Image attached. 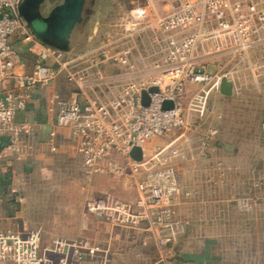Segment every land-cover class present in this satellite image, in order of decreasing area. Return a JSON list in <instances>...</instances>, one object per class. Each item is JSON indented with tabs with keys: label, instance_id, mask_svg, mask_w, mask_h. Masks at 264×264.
<instances>
[{
	"label": "built area",
	"instance_id": "built-area-1",
	"mask_svg": "<svg viewBox=\"0 0 264 264\" xmlns=\"http://www.w3.org/2000/svg\"><path fill=\"white\" fill-rule=\"evenodd\" d=\"M22 2L0 0V137L8 138L6 149L18 160L30 156L32 145L21 137L32 135L35 123H18L16 116L35 89L64 76L85 101L54 93L48 105L57 126L80 141L89 174L127 172L137 191L134 200L95 198L88 212L108 226L149 233L144 246L148 240L159 247L171 244L184 226L177 216L181 175L187 165L209 155L219 134L210 122L212 113L220 117L211 100L223 96V79L233 84V96L247 89L263 93L264 0H144L115 17L103 45L72 59L34 35L21 15ZM15 39L35 57L30 73L16 72L21 52ZM108 66L122 70L124 83L104 101V86L110 90L117 81L106 73ZM142 73L146 76L139 77ZM154 87L158 91L149 93L150 104L143 105L142 92ZM167 101L172 108H164ZM173 133L170 142L147 148L149 141ZM136 147L143 150L141 161L131 156ZM235 202L245 213L257 206L249 196ZM109 254L108 247L89 238L58 237L44 245L41 230L0 231V264H81L87 259L108 264Z\"/></svg>",
	"mask_w": 264,
	"mask_h": 264
},
{
	"label": "crops",
	"instance_id": "crops-1",
	"mask_svg": "<svg viewBox=\"0 0 264 264\" xmlns=\"http://www.w3.org/2000/svg\"><path fill=\"white\" fill-rule=\"evenodd\" d=\"M50 3L52 5L47 6V12L57 4ZM89 22V19H86L79 26L82 28ZM79 26L72 34L71 50L66 54V59L80 57L104 44L106 33L100 41L95 39V42H91L93 37H100L96 33L97 29L94 31L96 34L91 29V31L87 29V31L79 32L75 37V31ZM14 41L21 52V61L16 67V72L20 74L32 72L34 55L28 50L26 44L18 39ZM76 46L78 47L75 48ZM50 63L53 64L52 61ZM112 67L115 66H108L106 73L110 79L114 78L117 81L113 83L114 88L111 86L110 90L104 86V94H101L104 101L110 100L124 83L122 70L115 67L117 70L112 74L110 72ZM140 75L136 74L139 77L146 76L144 73ZM56 92L68 99L78 98L80 101H85L84 96L80 95L77 88L64 76H58L48 88L35 89L27 108L19 111L16 116L18 123L25 121L35 123L33 134L21 137L23 141H28L32 145L30 156L24 160H18L9 149H6L8 138L0 137V231L18 228L26 235L34 230H41L44 245L52 243L58 237L77 239L98 235L102 238L98 244L110 249L108 264H264V233L258 232L255 237L250 238L255 245L251 253L241 251V248L239 251H236L237 248L233 251V237L214 231L216 226L220 225L219 222L210 216L202 214L198 217L196 214V210L201 213L207 208L202 205L203 202L200 203L204 192L201 189L190 190L185 183V179H195L204 167H211L210 171L207 170L208 172H211V169L214 171L221 169L224 183L228 182L227 188L218 192L215 188L214 193L210 189L207 193L217 196L223 192L222 196L225 199L222 200L223 203H219V210L221 208L224 213L230 209L229 203L234 197V192L231 190L233 186H239L241 195H246L248 192L251 194L254 184L262 183L261 188L257 190L258 202L253 211L256 215V223L245 221L242 225L252 223L251 226L257 230L264 229V132L261 133L263 134L261 140H250L251 137L247 135L249 139H242L239 149L234 143H222L218 137L206 158L193 166L188 163L189 166H186L180 178L181 191L177 206V216L184 223L182 233L174 242L166 246L159 247L152 240H148V245L144 246L142 242L149 237V233L143 230L114 228L104 224L88 212L85 199L80 202L69 198L61 199L64 195L74 197V191L81 194L80 187L66 188L55 184L45 187L46 180L65 179L64 171L70 163H73V160H78L85 169L83 158L79 153L80 141L74 137L70 129L57 126L56 113L49 109L48 99ZM85 92L93 95L89 88ZM100 93L99 91L98 94ZM245 96L264 98V93L257 92L249 95L245 92L242 96L219 97L231 99L246 98ZM221 152L224 156L217 157ZM113 180L112 186L114 183L119 184L116 181L113 183ZM224 186L226 187V184ZM208 207L211 209V204ZM88 213L92 215V224L88 222ZM221 223L224 224V228H230L232 225V221L226 220V217ZM102 225H105L107 231L102 229ZM90 228L98 232L95 233L94 230L91 232ZM248 241L249 239L245 238L244 244L248 245ZM81 264H96V261L87 259Z\"/></svg>",
	"mask_w": 264,
	"mask_h": 264
},
{
	"label": "rangeland",
	"instance_id": "rangeland-1",
	"mask_svg": "<svg viewBox=\"0 0 264 264\" xmlns=\"http://www.w3.org/2000/svg\"><path fill=\"white\" fill-rule=\"evenodd\" d=\"M143 2L144 0H86L84 21L86 19H89L90 22L82 28L81 26H79V28L75 31V37H77L79 32L81 31H87V29H91L94 32L97 29L96 33L100 37H93L91 42H95V39L100 41L101 38L104 37V34L113 28L115 17L118 14L127 12L134 6L142 4ZM48 5H52V3L47 2L45 4V6L43 7L45 13L48 10ZM29 26L32 29L34 35L38 39H40L41 32L37 30L36 27L31 26L30 24ZM76 44H78V42H76ZM77 47L78 46H76L75 48ZM116 70L117 69H115V67L110 68V72L112 74L114 73L113 71ZM261 91L264 93V84ZM246 92L251 95L259 91L258 89H247ZM211 107L215 109L216 114L220 115V117H217L212 113V115H210V122L212 125L218 128L219 136H217V138L220 137L219 139L222 143H234L235 147L239 149L240 141L242 139H249L247 138V135L251 137L250 140H261L262 135L264 134V131L262 130L264 125V98H259L257 96H247L246 98L229 99L215 96L211 100ZM175 135L176 133H173L161 138H155L149 141V143L147 144V148L149 150H153V148L166 144L173 138H175ZM223 156V152H221L219 156L217 155V157L219 158H222ZM209 168L204 167L202 171L203 175L201 172L199 173V175H196L195 179H185V183H187V186H189L190 190L194 191L197 189H201V191L204 192L200 203L203 202L202 205H205V207L207 208L204 209V211H201V213H198V210H196V214H198V217H201L202 214L206 215L207 217L210 216L217 222H219L220 225H217V228H215L214 231L218 234L225 233L226 235H230L233 237V251H235L234 249L236 248V251H239V249L241 248V251L251 253V251L253 250V246L255 245L252 244L254 242H251L250 238L255 237L258 232L264 233V229L257 230L255 227L251 226L252 223L251 225L246 224L245 226H243L242 224L245 221L247 223H250L251 221L255 224L256 215L254 214V212L245 213L240 211L236 205L235 200L241 196H249L256 200V202H258L257 190L261 188L262 183L254 184L253 188H251V194L248 192L246 195H241L242 191L240 190L239 186H233L231 190H233L234 192V197L229 203V211L224 213V211H221V208L219 210V203H221L222 200L225 199V197L222 196L223 192H220L216 196L212 193L208 194L207 191H210L211 189V191L214 193L215 188L217 192L218 190L222 191L224 188H227L228 182L224 183L225 180L221 169H219L220 172L218 170L214 171L213 169H211V172H208L207 170H209ZM64 176L65 179L62 178L60 180L44 181L45 187H51L53 186V184L64 186L66 188L80 187L79 189H81V194H78L74 191V197H68L64 195V197H61V199L63 198L64 200H67L69 198L76 202H80V200L85 199V207L91 200L105 195H112L123 200H133L137 196L134 182L127 172H123L120 175H104L101 173L89 174L86 168L84 169L83 166L80 165L78 160H73V163H70L66 167ZM112 180L113 183L114 181H116L119 182V184L114 183V186H112ZM224 184H226V187L224 186ZM179 191H181V188ZM196 201H199V199ZM209 204H211V209H209L210 207H208ZM89 213L88 222L92 224L91 221L93 220V218ZM225 217L226 220L232 221V225L230 228H224V224L221 223V221L225 220ZM101 227L103 230L107 231L105 225H102ZM93 230L95 231V233L98 232V230L92 228H90L89 231L93 232ZM245 238L249 239L248 245L244 244ZM89 239L94 243H98L102 240V238L98 237V235H95V237L90 236Z\"/></svg>",
	"mask_w": 264,
	"mask_h": 264
},
{
	"label": "water",
	"instance_id": "water-1",
	"mask_svg": "<svg viewBox=\"0 0 264 264\" xmlns=\"http://www.w3.org/2000/svg\"><path fill=\"white\" fill-rule=\"evenodd\" d=\"M47 2L57 4L48 12L43 7ZM86 0H23L20 5L22 17L28 24L41 32L40 40L46 45L64 53L71 50V37L77 26L84 21ZM156 87L142 92L143 105L150 104L149 93L157 92ZM221 93L224 96H233V84L223 79ZM173 103L167 101L164 108H172ZM131 156L137 161L143 158V150L140 147L133 149Z\"/></svg>",
	"mask_w": 264,
	"mask_h": 264
}]
</instances>
